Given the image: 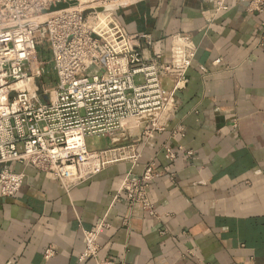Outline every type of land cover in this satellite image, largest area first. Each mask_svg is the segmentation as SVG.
<instances>
[{
  "label": "crops",
  "instance_id": "crops-1",
  "mask_svg": "<svg viewBox=\"0 0 264 264\" xmlns=\"http://www.w3.org/2000/svg\"><path fill=\"white\" fill-rule=\"evenodd\" d=\"M120 16L130 34L152 35L147 55L166 53L174 35L196 44L179 109L142 146L138 167L110 166L72 188L26 169L17 198L0 194V264H98L79 258L84 233L104 224L100 260L115 264H264V49L256 48L263 17L237 0L220 12L203 0H150ZM151 161L157 218L118 194L128 173L140 175Z\"/></svg>",
  "mask_w": 264,
  "mask_h": 264
},
{
  "label": "built area",
  "instance_id": "built-area-1",
  "mask_svg": "<svg viewBox=\"0 0 264 264\" xmlns=\"http://www.w3.org/2000/svg\"><path fill=\"white\" fill-rule=\"evenodd\" d=\"M150 0H0V194L15 199L25 170L49 175L67 188L110 166L140 165L143 147L167 131L190 80L197 46L188 36L165 40L155 51L150 34H130L120 12ZM217 12L228 0H203ZM249 15L263 17L256 48L264 49V0H237ZM50 43L57 79L46 83L47 62L38 54ZM183 132L182 129H180ZM111 145L90 151L89 137ZM143 146V147H142ZM167 159L177 153L164 146ZM179 151H184L182 147ZM188 156L192 154L187 153ZM22 166L18 171L16 166ZM155 163L130 171L119 195L129 207L158 217L148 190ZM86 231L79 261L100 260L99 233ZM52 250L46 256L51 257Z\"/></svg>",
  "mask_w": 264,
  "mask_h": 264
},
{
  "label": "rangeland",
  "instance_id": "rangeland-1",
  "mask_svg": "<svg viewBox=\"0 0 264 264\" xmlns=\"http://www.w3.org/2000/svg\"><path fill=\"white\" fill-rule=\"evenodd\" d=\"M38 54L40 59L43 62H47V75L45 82H54L57 79L56 72L54 70V65L52 64V52L50 43L48 41H43L38 46ZM87 147L90 151H98L106 147L107 141L104 138L101 137H89L86 140Z\"/></svg>",
  "mask_w": 264,
  "mask_h": 264
}]
</instances>
